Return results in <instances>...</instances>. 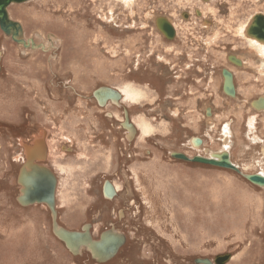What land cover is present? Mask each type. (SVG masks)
Returning a JSON list of instances; mask_svg holds the SVG:
<instances>
[{"label":"rangeland","instance_id":"obj_1","mask_svg":"<svg viewBox=\"0 0 264 264\" xmlns=\"http://www.w3.org/2000/svg\"><path fill=\"white\" fill-rule=\"evenodd\" d=\"M7 10L34 46L0 30V264H196L225 253L223 264H264V185L172 156L226 150L241 173L264 174V109L249 105L264 97V49L246 33L264 0H27ZM102 86L140 95L101 106ZM38 139L58 224L88 225L94 240L110 228L124 235L108 260L70 252L46 204L17 202L22 156ZM105 181L116 187L109 199Z\"/></svg>","mask_w":264,"mask_h":264},{"label":"water","instance_id":"obj_2","mask_svg":"<svg viewBox=\"0 0 264 264\" xmlns=\"http://www.w3.org/2000/svg\"><path fill=\"white\" fill-rule=\"evenodd\" d=\"M27 0H0V30L10 36L17 44H22L24 46H34V42L30 39L28 40V43L26 41H23L21 38V28L20 25L14 21L11 20L9 17V13L7 10V7L12 3H22ZM98 89H106V87H100ZM95 91L93 92L94 96ZM113 93L117 94L115 91ZM118 95V94H117ZM95 98V96H94ZM27 151V150H26ZM36 154H44V152L40 149V147H34L30 154L27 155L26 153V161L23 164V166L20 168L19 174H18V183L21 186L20 193L17 196V202L21 205H29V204H35V203H43L46 204V206L50 210L51 219H52V229L54 234L59 238L61 241L64 242L65 246L68 248L65 240L62 238L61 235L63 234H69L63 233L64 228L57 229L58 225H56V210H55V201H54V192H55V177L52 171H50L47 167L43 165L35 164L33 161L34 159H41V156L35 155ZM172 156L175 158H180L186 161H193V162H199L203 164H210V165H217L229 168L237 173H239L243 178L248 180L249 182L261 186L264 184V176L254 173V174H243L240 172V170L232 164V162L229 160V154L227 152H221L218 154H213L208 157L203 156H193L191 158L187 157L186 155L178 152H172ZM110 184L109 182L105 181L104 183V195L111 197L113 193L108 194L106 191V185ZM85 227L88 229V225H84L82 231L85 230ZM113 228H110L111 230ZM67 230V229H66ZM89 230V229H88ZM107 230V231H109ZM69 231V230H68ZM106 231V232H107ZM104 233V232H103ZM103 233L100 237L103 236ZM121 234V233H120ZM123 235V234H122ZM119 235L121 241H118L116 246L113 247V249L109 252V254L105 257H98L92 253V251L87 247H84L85 250H87L91 257L95 259L97 262H104L108 260L110 257L114 255V253L117 251L118 247L120 246L121 242L124 241V235ZM91 236V235H90ZM92 238V237H91ZM93 239V238H92ZM100 239V238H99ZM94 240V239H93ZM73 254H79L81 249L83 247H79L78 250H73L68 248ZM231 254L225 253V254H219L215 256L213 259L209 258H196L194 262L196 264H223L226 261L230 259ZM101 259V260H100Z\"/></svg>","mask_w":264,"mask_h":264},{"label":"bare ground","instance_id":"obj_3","mask_svg":"<svg viewBox=\"0 0 264 264\" xmlns=\"http://www.w3.org/2000/svg\"><path fill=\"white\" fill-rule=\"evenodd\" d=\"M207 2V1H206ZM115 18V17H114ZM251 21V20H250ZM157 22H158V24L156 23V25L158 26V28H161V26H162V28L161 29H163L164 28V30L168 33L170 30H169V28H167V26L165 25V23H167L166 22V20L164 19V18H160V19H158L157 20ZM249 22V21H248ZM169 23V22H168ZM260 22H258L257 23V20H256V18L255 19H253V21H252V24L250 25H248V26H246V27H244V28H246V33L248 32L249 33V35H252L253 37H251V36H249L250 38H248V40L251 42V43H253V44H255V45H258V46H260V48L262 49H264V43L261 41V39L260 38H262L263 36H261V37H259V32H260V30L261 29H258L259 27H260V24H259ZM262 23V22H261ZM253 24H255V30L254 31H256V35L255 34H253L252 33V31L250 30L251 28H253L252 26H253ZM170 25V24H169ZM256 26H257V29H256ZM170 27V26H169ZM171 28V27H170ZM163 31V30H162ZM241 31H242V29H241ZM253 31V32H254ZM264 33V32H263ZM241 34L242 35H244L245 37L246 36H248V35H245L244 34V32L242 31L241 32ZM247 38V37H246ZM260 39V40H259ZM263 40V39H262ZM249 42V43H250ZM250 43V45H252ZM257 46V48H259ZM256 51V50H255ZM264 51V50H263ZM259 52H261V50L259 51ZM257 53V52H256ZM262 53V52H261ZM235 60V59H234ZM240 60V59H239ZM236 62V61H235ZM236 63H238V62H236ZM243 65V64H242ZM226 70V69H225ZM259 71V70H258ZM261 72V71H260ZM227 76H229V73L228 72H226L225 73ZM226 82V81H225ZM229 84H231V83H229ZM100 88V87H99ZM102 88V87H101ZM105 88V87H104ZM113 89V88H112ZM112 89H109V88H106V89H96L95 90V93H94V96H95V98H96V100L98 101V103L101 105V106H104V105H107L108 103H109V101L108 102H106L107 101V99H110L111 100V102H112V104L113 103H120L121 102V100H120V102H119V97H121V95H123L122 97L124 98H126L127 100H134L135 101V99H137V98H139V95H138V92H137V90L136 89H134V88H132L131 87V89H128V88H124V89H120L121 91H118V92H116L117 94H115V93H113V91L114 90H112ZM118 90V89H117ZM227 92L229 91V92H231L232 91V87H230V85L227 87V90H226ZM122 93V94H121ZM107 98V99H106ZM105 102H106V104H105ZM254 104V106L257 108V109H264V97H260L258 100H255V102L253 103ZM117 105V104H116ZM261 107V108H260ZM111 113V112H110ZM208 119V118H207ZM132 130V129H131ZM130 132V131H129ZM133 134V133H132ZM129 138V137H128ZM254 140H255V138H253ZM34 141V140H33ZM32 141V142H33ZM43 141V140H42ZM193 141V140H192ZM193 145L194 146H197V143H193ZM34 147H38V144L37 145H33ZM33 146H31L30 147V149H29V151H28V153H27V151H26V153H27V155L28 154H30L31 153V151H32V149H33ZM28 149V148H27ZM222 152V151H221ZM221 152H216V153H212V154H218V153H221ZM225 152H227L226 150H225ZM228 153V152H227ZM229 154V153H228ZM263 154H264V149H263ZM211 156V155H210ZM25 163V162H24ZM262 174V173H261ZM260 174V175H261ZM264 175V174H263ZM262 175V176H263ZM262 185H264V184H262ZM106 187V189H107V192H108V194H111V193H113L114 194V192H115V189H116V187L114 188V186L113 185H111V184H108V185H106L105 186ZM20 189H21V186H20ZM106 198L107 199H109V197L108 196H106ZM44 203V202H43ZM43 203H41V204H43ZM45 205V204H44ZM24 206H26V205H24ZM56 225H58V227H57V229H60L62 226H60L59 224H58V222H57V220H56ZM63 228V227H62ZM114 229V228H113ZM115 230V229H114ZM114 230H110V231H105L104 233H103V236L102 237H100V239H98V240H93L92 238H91V236H90V231L85 227V230L84 231H68V230H66L65 228L63 229V233H67V232H69V234H63V235H61L62 236V238L65 240V242H66V244H67V246H68V248H70V249H73V250H78L79 249V247H83V249H85L84 247H87V246H89L88 248L92 251V253L96 256V258H98V257H105V256H107L108 254H109V252L113 249V247L114 246H116V244H117V242L118 241H121V239L117 236V235H121L119 232H116V230L114 231ZM123 236V235H122ZM124 237V236H123ZM61 241V240H60ZM71 252V251H70ZM81 253V252H80ZM99 259V258H98ZM101 260V259H100Z\"/></svg>","mask_w":264,"mask_h":264},{"label":"flooded vegetation","instance_id":"obj_4","mask_svg":"<svg viewBox=\"0 0 264 264\" xmlns=\"http://www.w3.org/2000/svg\"><path fill=\"white\" fill-rule=\"evenodd\" d=\"M195 14H199V13H195ZM183 16H186V14H183ZM252 17V19H255L256 18V20H257V23L258 22H260L259 24H260V27L258 28V29H261L260 30V32H259V37H261V36H263L264 37V14L263 13H260V14H254V15H252L251 16ZM262 22V23H261ZM169 24V23H168ZM167 23H165V25L167 26V28H169V32L167 33L165 30H164V28L163 29H161L162 28V26H161V28H160V30L162 31V34L164 35V34H167V37H173V36H175V34H176V32H175V29H172V28H170L169 27V25H168ZM170 25H172L173 26V28H174V25L173 24H170ZM157 26V25H156ZM158 27V26H157ZM253 28H251L250 30L252 31V33L253 34H255L256 35V31H254L255 30V24H253V26H252ZM256 29H257V26H256ZM254 31V32H253ZM257 36V35H256ZM228 58H227V60H228V63H232L233 65H236V66H242L241 65V63L239 64V65H237L236 64V62H239V59L238 58H236L237 56H235V55H228L227 56ZM233 61H232V60ZM234 59H237V61L236 62H234L235 60ZM231 64V65H232ZM223 69H227L228 70V68H222L221 69V73H222V76L224 75V73L222 72L223 71ZM229 71V73H230V77H233V75H232V72L230 71V70H228ZM186 72H191V70H186ZM183 73H185V72H183ZM185 75H186V73H185ZM230 82H231V78H230ZM232 84V88H233V92H234V90H235V92H234V96H232V97H235V94H236V88H235V86H234V84L233 83H231ZM102 87H106V88H109V89H112L111 87H108V86H102ZM221 89H222V86H221ZM112 90H114V91H116V92H118L116 89H112ZM223 90H224V86H223ZM122 96V95H121ZM231 96V95H230ZM263 95H258L256 98H254V99H252V100H250V106L251 107H253L252 106V104H253V102L255 101V100H258L260 97H262ZM121 98L122 97H119V100H121ZM107 99V98H106ZM96 100V99H95ZM109 101V103H112L111 102V100L110 99H107V101L106 102H108ZM96 102L98 103V101L96 100ZM106 102H105V104H106ZM99 104V103H98ZM114 105H115V103H113ZM207 108V107H206ZM205 108V109H206ZM209 109H206V115L207 114H209L210 115V117L212 116V108L211 107H208ZM254 108V107H253ZM261 108V107H260ZM125 111H126V113H125ZM123 116H124V118H123V120H122V126H124V128L126 129V127H125V125L123 124L125 121L127 122V123H129V124H126L127 125V127H129L130 128V130L132 129V124L133 123H131V121H130V119L128 118V114H127V110H124V112H123ZM208 118V117H207ZM227 122V121H226ZM225 122V123H226ZM229 123V122H228ZM230 124V123H229ZM133 130V129H132ZM135 133V132H134ZM200 139H201V141H202V144H203V139L201 138V137H199ZM38 144V147H40V149L44 152V154H36V153H34L35 155H38V156H41L42 158L41 159H34V163L35 164H38V165H43V166H45V167H47L45 164H44V162H42V161H44L45 160V157H46V152H45V149H44V146L45 145H43L44 143H43V141L41 140V139H38V140H36L35 142H34V145H37ZM30 146V145H29ZM31 146H33V145H31ZM27 147L28 146H26L25 147V149H27ZM190 147L191 148H194L193 146H192V144H191V141H190ZM24 149V150H25ZM196 149V148H195ZM197 150V149H196ZM178 153H182V154H184V155H186L187 157H189V158H191V157H193V156H195V154H192V156H188L187 154H185V153H183V152H178ZM195 153V152H194ZM197 155V154H196ZM208 156V155H207ZM22 158H23V161L22 162H25L26 161V154H25V151H24V154H23V156H22ZM24 158H25V160H24ZM174 158V157H173ZM176 159H179V160H181V161H184V162H193V161H186V160H183V159H180V158H176ZM229 160L231 161V158H230V155H229ZM232 162V161H231ZM193 163H199V162H193ZM203 164V163H202ZM232 164L234 165V166H236L239 170L241 169L238 165H236V164H234L233 162H232ZM214 166V165H213ZM217 166V165H216ZM50 171H52L49 167H47ZM231 170V169H230ZM53 172V171H52ZM254 174V173H253ZM17 179H18V177H17ZM105 183V182H104ZM256 185V184H255ZM256 186H258V185H256ZM260 187V186H259ZM19 188H20V185H19ZM107 191V190H106ZM34 205V204H33ZM40 205H44V204H40ZM27 206H29V205H27Z\"/></svg>","mask_w":264,"mask_h":264}]
</instances>
